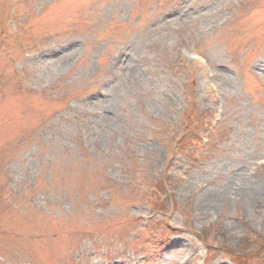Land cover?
Listing matches in <instances>:
<instances>
[{
	"label": "rangeland",
	"instance_id": "rangeland-1",
	"mask_svg": "<svg viewBox=\"0 0 264 264\" xmlns=\"http://www.w3.org/2000/svg\"><path fill=\"white\" fill-rule=\"evenodd\" d=\"M189 108L219 127L163 174ZM248 231L264 248V0H0V264H235Z\"/></svg>",
	"mask_w": 264,
	"mask_h": 264
},
{
	"label": "trees",
	"instance_id": "trees-1",
	"mask_svg": "<svg viewBox=\"0 0 264 264\" xmlns=\"http://www.w3.org/2000/svg\"><path fill=\"white\" fill-rule=\"evenodd\" d=\"M189 84L191 88H193L195 85V81L191 79ZM191 114H192V111L189 108L188 114L185 116V124L189 132L195 130L197 128L196 124H198V121H196V118ZM165 184L166 183L164 181L162 182L161 180H158L157 183L153 184L154 188L152 189H153V194L155 198L161 199L162 195L165 192L163 189ZM156 201L161 206V203H160L161 201L160 202H158V200ZM206 232L207 231L201 232V235L204 237L205 241L207 240V237H208ZM257 237L259 238V240L261 239V237H259L257 233L251 232V231L247 232V236L244 237V241H245L244 246H242L241 248L243 250V254L233 258V259H236L238 264H247L249 259L259 254H263V257H264V248L258 243ZM221 250H225V248L221 247L220 251ZM246 251H248V253H246Z\"/></svg>",
	"mask_w": 264,
	"mask_h": 264
}]
</instances>
